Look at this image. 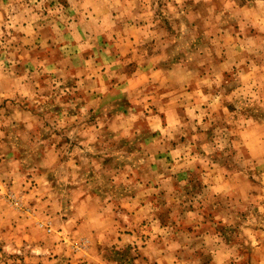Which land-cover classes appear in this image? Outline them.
<instances>
[{"label":"rangeland","instance_id":"rangeland-1","mask_svg":"<svg viewBox=\"0 0 264 264\" xmlns=\"http://www.w3.org/2000/svg\"><path fill=\"white\" fill-rule=\"evenodd\" d=\"M0 264H264V0H0Z\"/></svg>","mask_w":264,"mask_h":264}]
</instances>
